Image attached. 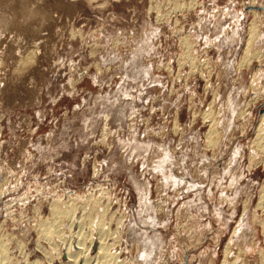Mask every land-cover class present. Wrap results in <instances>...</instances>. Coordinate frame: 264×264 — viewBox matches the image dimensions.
Masks as SVG:
<instances>
[{
	"label": "rangeland",
	"instance_id": "rangeland-1",
	"mask_svg": "<svg viewBox=\"0 0 264 264\" xmlns=\"http://www.w3.org/2000/svg\"><path fill=\"white\" fill-rule=\"evenodd\" d=\"M263 116L264 0H0V264H264Z\"/></svg>",
	"mask_w": 264,
	"mask_h": 264
},
{
	"label": "bare ground",
	"instance_id": "bare-ground-1",
	"mask_svg": "<svg viewBox=\"0 0 264 264\" xmlns=\"http://www.w3.org/2000/svg\"><path fill=\"white\" fill-rule=\"evenodd\" d=\"M257 24V23H256ZM255 23H252L251 24V26H250V28H249V37H248V39L246 40V45H245V49H244V51H243V57H241L242 58V61H243V63H246V62H249L250 61V59H253L254 57H253V55H252V50H251V47H254V46H252V42L253 41H255L256 39H255V37H257L256 35H258L257 34V29H259L258 27H257V25H256ZM255 39V40H254ZM254 45V44H253ZM256 46V45H255ZM255 48V47H254ZM258 49V48H257ZM257 51V50H256ZM255 51V52H256ZM260 51V50H259ZM255 52H253L254 53V55L256 56L255 58H257V53L255 54ZM259 54V53H258ZM260 55H261V57L263 56V54H261L260 53ZM27 57V56H26ZM251 57H253V58H251ZM259 57V56H258ZM260 57V58H261ZM31 58V57H30ZM254 58V59H255ZM24 60V59H23ZM28 60V59H27ZM256 60H259V58L258 59H256ZM252 61V60H251ZM28 63V62H27ZM240 63H241V60H240ZM25 64V63H24ZM247 64V63H246ZM21 66V65H20ZM248 66V65H247ZM254 81V80H253ZM253 83V82H252ZM253 85V84H252ZM251 85V86H252ZM254 87V86H253ZM243 112V111H242ZM210 114H206L205 115V119L207 118L208 120H210V128H209V130H208V133L206 134V141H207V143H208V145H215V143L217 142V138H218V136H219V133L216 131V128H215V126H216V123L213 121V119H209V116ZM212 118V117H211ZM262 118V124L264 123L263 122V120H264V116L263 117H261ZM218 124V123H217ZM262 124H260L259 125V127L257 126V128L258 129H256V132H257V135H256V137H258L259 138V141H258V143L259 144H257L258 146L257 147H259L258 149H261V151L262 152H264V129H263V127H262ZM264 126V125H263ZM258 140V139H257ZM262 192V193H261ZM260 193H261V196H260V201H259V204L258 205H260L262 208H264V191H261ZM92 198V197H91ZM102 198V197H101ZM100 198V199H101ZM85 199V198H84ZM98 201L100 200V199H98V198H96ZM86 201V200H85ZM92 201V200H91ZM67 203H68V201H67ZM93 203H94V201H93ZM92 203V204H93ZM95 203H97L98 204V202H96V200H95ZM94 203V204H95ZM101 203V202H100ZM87 204V203H86ZM106 204V203H105ZM109 204V203H108ZM69 205H70V203H69ZM91 205V204H90ZM95 206V205H94ZM109 206V205H108ZM107 206V207H108ZM84 207H86V206H84ZM88 207V206H87ZM260 207V208H261ZM87 209V208H86ZM103 209V208H102ZM104 209H106V208H104ZM54 211H53V213L51 214L52 215V220H51V222H46V225L47 224H51V225H54V223L55 222H58L59 220H62V219H66V220H70V215H68L67 213H69V212H64L65 210H61V209H59V208H57V207H54V209H53ZM72 210V209H71ZM75 210V209H74ZM79 210V209H78ZM96 210V209H95ZM81 213V212H80ZM99 213H101L100 211H99ZM105 213H107V212H105ZM78 214V213H77ZM85 214V213H84ZM83 215V214H82ZM96 215H99V214H97L96 213ZM78 216V215H77ZM103 216V215H102ZM82 217V216H81ZM84 217V216H83ZM91 217V216H90ZM89 217V218H90ZM101 217V216H100ZM77 218V217H76ZM112 216H111V220H112ZM48 219V218H47ZM51 219V218H50ZM82 219V218H81ZM80 219V220H81ZM110 219H109V223L111 222L110 221ZM75 220V219H74ZM89 220V219H88ZM92 220V219H91ZM45 221V220H44ZM48 221H50V220H48ZM116 221H119L118 219H116ZM116 221H114L115 223H116ZM63 222V221H62ZM77 222V221H76ZM87 222V221H86ZM94 222V221H93ZM120 222V221H119ZM118 222V223H119ZM44 223V222H43ZM88 223V222H87ZM100 223H101V221H100ZM108 223V224H109ZM117 223V224H118ZM45 224V223H44ZM58 224H60V223H58ZM65 224H67V223H65ZM72 224V223H71ZM77 224V223H76ZM89 224V223H88ZM92 224H94V223H92ZM81 225H83V224H81ZM103 225H104V223H103ZM58 225H56V227H57ZM68 226V225H67ZM78 226V225H77ZM84 226V225H83ZM91 226V225H90ZM117 226H119V225H117ZM41 227V226H40ZM56 227H55V229H56ZM59 227V226H58ZM87 227V226H86ZM98 227L100 228V233H104L105 232V229H107V227H103L102 228V225L101 224H99L98 225ZM122 227V226H121ZM74 228V227H73ZM75 228H77V227H75ZM79 228V227H78ZM91 228H93V227H91ZM105 228V229H104ZM41 229H42V227H41ZM94 229V228H93ZM92 229V230H93ZM110 228H108V230H109ZM116 229H118L117 227H116ZM44 230V229H43ZM46 230V229H45ZM68 230V229H67ZM73 230V229H72ZM87 230V229H86ZM89 230V229H88ZM91 230V231H92ZM116 231V230H115ZM115 231H113V232H115ZM64 231H62V233H63ZM88 232H90V231H88ZM108 232V231H107ZM113 232H108V234H112V237L115 235V233H114V235H113ZM57 233V235H58V231L56 232H54V230H47L46 231V233H44V234H47V235H45L46 237H47V239L49 238V240H50V238L52 239V234L53 235H55ZM61 233V234H62ZM65 233V232H64ZM73 233V232H72ZM82 233V232H81ZM92 233H93V231H92ZM97 233H98V231H97ZM65 234H69V233H65ZM84 234V233H83ZM83 234H81V235H83ZM95 235H97L96 233H94ZM106 234V233H105ZM70 235H71V233H70ZM93 235V234H92ZM118 235H119V233H118ZM44 236V235H43ZM61 236V235H60ZM75 236H77V235H75ZM108 237H109V235H107ZM54 237V236H53ZM59 237V236H58ZM62 237H64V236H62ZM66 237V236H65ZM96 237V236H95ZM100 237H101V235H100ZM104 237L107 239V237L104 235ZM56 238H57V236H56ZM60 238V237H59ZM67 238H68V236H67ZM74 238V237H73ZM119 238H120V236H119ZM58 239V238H57ZM92 239V238H91ZM95 239V238H94ZM93 239V240H94ZM101 239V238H100ZM48 240V241H49ZM56 240V239H55ZM67 240V239H66ZM96 240V239H95ZM98 240V239H97ZM96 240V241H97ZM116 240V239H115ZM1 241V240H0ZM7 241V240H6ZM51 241V240H50ZM52 241H53V239H52ZM63 242L65 241V240H62ZM61 241V242H62ZM71 241V240H70ZM86 241H87V239H85L84 237H80L78 240H77V246H78V248H79V250L78 251H76V252H73V251H71V248L70 247H68L67 249H66V255H67V257L70 259V262H71V264H77V261H78V258L79 259H83V263L84 264H86V262H88L87 261V258L85 257L86 255H87V252H88V250H90L89 249V247H87L85 244H86ZM90 241H92V240H90ZM100 242H99V245H98V254H97V256H96V260L95 261H98L97 260V258L100 256V261H101V258H102V260L104 261H101L102 263L101 264H111L112 262H113V260L115 259H113V255L112 254H110L109 252H107L106 251V249H105V245H106V243H105V245L103 244V240L101 239V240H99ZM117 241V240H116ZM36 242V241H35ZM55 242V241H54ZM74 242V241H73ZM95 242V241H94ZM106 242H108V241H106ZM52 243V242H51ZM53 244V243H52ZM64 244V243H63ZM66 244V243H65ZM68 244V243H67ZM73 244V243H72ZM71 244V245H72ZM90 244H92V242L90 243ZM95 245H96V243H94ZM19 245V244H18ZM54 245V244H53ZM89 245V244H88ZM94 245V246H95ZM108 245H110L109 243L107 244V246ZM35 246H36V244H35ZM37 246H38V244H37ZM42 246V245H41ZM41 246H39V247H41ZM62 246V245H61ZM66 246V245H65ZM76 246V247H77ZM3 247V246H2ZM97 247V246H96ZM73 248V247H72ZM91 248V247H90ZM3 249V248H2ZM5 250H6V247L4 248ZM42 249V248H41ZM111 249V248H110ZM4 250V251H5ZM38 250V249H37ZM52 250V249H51ZM92 250V249H91ZM109 250V249H108ZM39 251H43V250H39ZM56 251V250H55ZM54 251V252H55ZM7 252V251H6ZM23 252V251H22ZM51 253V252H50ZM56 253V252H55ZM61 253V252H60ZM90 253V252H89ZM91 253H92V251H91ZM96 253H97V251H96ZM225 254L224 255H227L228 254V251L227 250H225V252H224ZM46 254V253H45ZM53 254V253H52ZM58 254H59V252H58ZM5 255V252H4V254H3V250L1 251L0 250V262H1V260H3V256ZM6 255H8V253L6 254ZM27 255V254H26ZM48 255V254H47ZM46 255V256H47ZM51 255V254H50ZM91 255V254H90ZM45 256V257H46ZM61 256V255H60ZM95 256V255H94ZM114 256H116V254L114 255ZM44 257V258H45ZM53 256H50V260H51V258H52ZM117 257V256H116ZM6 258V257H5ZM47 258V257H46ZM53 258H55V256L53 257ZM56 258H58V257H56ZM92 258V257H91ZM9 259V258H8ZM7 259V260H8ZM48 259H49V257H48ZM59 259V258H58ZM57 259V260H58ZM117 259V258H116ZM114 260L115 262H113L114 264L116 263V261L117 260ZM54 259H52V261H53ZM47 261V260H46ZM51 261V262H52ZM59 261V260H58ZM60 262V261H59ZM62 262H64V261H62ZM9 263H10V261H9ZM11 263H13V261H11ZM34 264H36V262H33ZM93 263V262H92ZM99 264V261L98 262H96L95 264ZM122 263V262H121ZM14 264V263H13ZM17 264V263H16ZM50 264V263H49ZM51 264H53V263H51ZM88 264H91V262H89ZM123 264V263H122Z\"/></svg>",
	"mask_w": 264,
	"mask_h": 264
}]
</instances>
